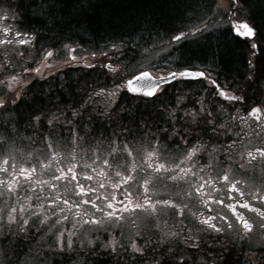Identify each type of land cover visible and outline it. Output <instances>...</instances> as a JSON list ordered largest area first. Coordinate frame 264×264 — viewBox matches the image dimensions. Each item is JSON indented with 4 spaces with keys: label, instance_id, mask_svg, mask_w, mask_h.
<instances>
[{
    "label": "snow or ice",
    "instance_id": "snow-or-ice-1",
    "mask_svg": "<svg viewBox=\"0 0 264 264\" xmlns=\"http://www.w3.org/2000/svg\"><path fill=\"white\" fill-rule=\"evenodd\" d=\"M229 3L235 19L229 22L228 32L243 37L249 45L247 79L253 81L264 77V60L261 59L264 57V30L255 23L252 15H245L249 0H229ZM261 6L264 7V0ZM9 18L14 20L15 12L0 9V21L3 22L0 46L4 52L0 60V226L10 229L14 226L20 233L39 226L41 231L47 230L45 235L52 241V249L72 251L79 244L81 248L103 250L117 256L121 264H124L125 256L129 258L127 264H176L178 256L188 264L181 253L171 247L161 248V245L182 236L180 243L197 250L202 239L199 232L215 233L214 243H220V238L231 231L246 239L257 226L264 229V138H261L264 134V99L248 105L244 109L245 115L237 112L221 123L203 102L198 109L184 110L177 118L176 113L184 100L183 95H179L175 106L161 105L171 120L170 132L165 128L160 129L162 135L146 133L139 139L133 136L131 140H121V133L114 134L115 138L100 136L93 139L86 131L87 124L76 127L83 119L81 110L86 111L85 106L96 98L102 106L97 115L111 120L112 105L121 88L132 93L143 90L145 97L155 100L163 91L161 85L169 77L199 78L207 80L210 85L207 90L212 95L229 102L245 97L226 92L206 70H168L166 76H154L147 70H140L138 75L133 74L131 79L125 80L120 72L123 62L113 59L127 43L122 37L113 38L103 48L87 55H81L79 45L73 47L62 42L47 48L41 45L40 59L29 57V63L25 53L29 52L36 37L8 24ZM197 19L198 25L168 26L167 31L172 34L165 48L208 32L209 24L204 17ZM143 52L146 58L151 57L155 48L144 47ZM60 55L66 56L63 65L79 64L93 69L95 65L88 57H103L109 61H101L102 68L107 70L103 74H115L121 82L112 89L94 88L78 108L69 106L52 112L40 106L33 107L26 99L31 84L57 71ZM17 67L22 68V72L13 74L9 71ZM134 81L143 83L134 85ZM21 104L27 110L31 127L47 125L48 131L42 132L38 141L33 137H18V129L9 127L13 123L11 116L4 121L5 113L20 115L17 110ZM217 110L223 111L220 106ZM119 111L123 112V107ZM237 120L246 127L249 123L254 125L259 129L255 136L261 138L258 145L241 151L239 159H236L235 151L238 142L253 133L243 128L235 131ZM82 131L83 136L79 134ZM208 132L217 139L220 135L233 133L235 139L229 136L230 143L217 145L213 139H203ZM165 141H171L177 147L173 149ZM221 153L223 158H220ZM257 167L261 169V175L258 182H254ZM244 210L255 212L260 218L259 224L252 216H246ZM177 217L181 219L177 220ZM189 217L191 227L185 234L183 221ZM104 233L107 237L101 240ZM261 261L264 264V259Z\"/></svg>",
    "mask_w": 264,
    "mask_h": 264
},
{
    "label": "trees",
    "instance_id": "trees-1",
    "mask_svg": "<svg viewBox=\"0 0 264 264\" xmlns=\"http://www.w3.org/2000/svg\"><path fill=\"white\" fill-rule=\"evenodd\" d=\"M1 3L6 7L16 8L24 27L42 35L48 34L52 38H61L66 44L73 45L74 42L79 41L85 49L93 51L102 48L101 43L105 38H127L139 34L146 38L156 35L170 38L172 33L167 31L168 26L198 25V16H203L208 23V15L213 11L218 0L214 3H211V0H179L178 3L175 0H0ZM261 5L262 0H249V5L245 6V15H252L255 23L264 30V7ZM228 27L216 28L201 33L198 38L183 40L176 48L180 67L194 68L209 64L212 68L211 72L216 75L222 87L263 91L264 77L253 81L247 79L249 45L245 40L228 32ZM133 49L135 46L132 44L126 49V56H130ZM113 59L121 60L120 57ZM261 59L264 60V57ZM106 71L100 66L94 69L83 67L78 81L76 72L68 69L65 83L64 81L59 84L51 83L48 86L44 81L35 82L31 84V91H93L97 87L112 89L121 81L115 74L105 76L103 73ZM120 72L125 77L123 71ZM168 86L163 92L169 97V104H173L175 100L168 91H204L210 87L201 79L179 80ZM119 91L112 105L114 111L111 120L97 115L102 107L98 101L86 105V111L81 110L83 124L90 125L85 119L88 113L89 118L95 121V124L86 129L91 138L100 136L115 138L114 134L121 133V140H128L133 135L158 133L162 122H167L168 126L171 123L156 99L143 101L140 96L127 92L125 88ZM257 95H261V92ZM85 96L84 92L83 97ZM251 97H256V94L251 93L249 98ZM99 99L102 101L103 97ZM28 103L35 107L43 102L28 100ZM121 107L124 109L123 112L119 111ZM43 108L46 110L44 106ZM17 111L20 115L15 112L4 114V121L10 116L13 118V123L5 126L18 129L19 132L34 139L39 138L42 132L48 131L46 125L43 128H33L29 125L27 110L23 104ZM81 133L84 135L83 131ZM9 240V237L0 239V246L10 245ZM33 242L34 239L30 235L18 237L16 247H12L17 264H22L21 258L26 252H33L31 250ZM2 258L4 257L0 256V259Z\"/></svg>",
    "mask_w": 264,
    "mask_h": 264
},
{
    "label": "flooded vegetation",
    "instance_id": "flooded-vegetation-1",
    "mask_svg": "<svg viewBox=\"0 0 264 264\" xmlns=\"http://www.w3.org/2000/svg\"><path fill=\"white\" fill-rule=\"evenodd\" d=\"M2 4V3H1ZM0 4V9L7 10V8ZM15 12V19H11L7 22L8 24H12L15 26V28L21 30V31H27L30 34L34 35L36 37L31 49H29L28 53H25V59L29 60V63H31V59L29 57L34 58L36 60L40 59L41 54V45L44 46V48L49 47L50 45H60L62 42L63 44H66L63 39L61 38H52L50 35H42L40 33H37L36 31H33L29 28H26L23 26L22 18L18 16V11L13 10ZM0 26H3V22L0 21ZM241 39L245 40L243 37H240ZM73 47L76 45H72ZM11 47V46H10ZM23 48L24 46H19ZM82 51L83 49L80 48ZM61 52H63V49L61 48ZM9 55H11V52H9ZM4 52L2 49V46H0V60L3 59ZM63 55H60L57 57V63L60 64V67L57 71H55L52 75H47L45 79H37L36 82L44 81L46 85L52 84H59L66 79V71L68 69H73L76 72V78L79 81L80 73L82 71L83 66L79 64H69V65H63V59L66 58ZM101 58H98L94 60L95 67L101 66ZM104 63L108 62L107 60L103 59ZM93 62V63H94ZM32 66H35L33 64ZM207 73H209L213 78V74H211V65H205ZM9 71L13 72V74L22 72V68H15L9 69ZM206 83L208 84L207 80ZM173 83V82H171ZM171 83H166L162 85L161 87L164 89L166 86L171 85ZM33 84V83H32ZM219 84V83H218ZM209 85V84H208ZM27 87V86H25ZM169 87V86H168ZM226 92L233 93L238 96H244L245 99H242L240 101H234L229 102L228 100L224 99L220 96L212 95L207 89L204 91H168L172 94L175 102L173 104H169V97L165 95V93L162 91L160 94L156 97L157 104L160 103L159 107L163 105L164 107H173L176 105V99L179 95H183L184 100L181 105L180 110L176 113L177 118L182 116L184 114V110H191V109H198L200 107V102H203L205 107L208 111H212L214 116L219 117V122H225L226 119L230 118L231 114L239 113L241 116L245 115L244 109L248 107V105H255L258 101L261 99H264V91H244L242 89H236V91H232L233 89H225ZM84 92L86 93V96L83 97ZM120 91L117 92V94ZM258 92H261V95H257ZM92 91H29L28 95L26 97L27 101L33 100L38 101L41 100L43 103L40 105V107H45L46 110H51L52 112H56L58 108L64 109L69 106L72 107H79L81 103L86 101L89 96L91 95ZM245 93H250L249 95H246ZM251 93L256 94V97L251 99L249 96ZM138 95L142 98L143 101L147 99H151L148 97H145L144 95ZM42 97V99H40ZM93 101H97L96 98H93ZM222 107L223 111L220 112L217 110V107ZM158 107V108H159ZM65 115H70L69 112H65ZM82 115V111H81ZM167 116V115H165ZM83 118V115H82ZM221 118V119H220ZM86 121L90 124L87 125V127L91 126L92 124H95V121L91 120L89 118V113L86 114L85 117ZM183 123V122H181ZM236 125L238 127L235 129V131H240L241 128H243L247 132L253 133V135L248 136L247 138L241 139L238 142V147L235 149L237 155L236 159H239V153L243 151L244 149H250L254 145H258L261 142V138H264V134H262L261 138H257L255 136V132H259V129H255L254 125H249L246 127L244 125L240 124V121H235ZM81 122H78L76 124V127H81ZM47 126V125H46ZM179 127V125H177ZM169 129V132L171 131L170 127L168 126L167 122L161 123L160 129ZM81 136V132L79 133ZM159 135H162L160 131H158ZM135 136V135H133ZM129 137L128 140H131L132 137ZM143 136V135H142ZM229 136L232 137V139H235V135L233 133H228L227 135H220L219 138H214L212 136L211 132L205 133L203 135V139L205 141H208L210 139H213L214 142L217 145H227L230 143ZM137 139H139L141 136H135ZM36 140L38 138H35ZM166 144H172L174 145V148L177 147L175 143H172L171 141H165ZM220 158H223V153H221ZM253 174L250 173V176ZM261 175V169L257 167L255 171L256 181L258 182L259 176ZM239 178V177H238ZM253 181H250V183ZM258 206V205H257ZM246 216H252L257 224L260 222V218L257 216L255 212L249 213L247 210H244ZM170 217V213L166 214ZM177 220L181 219V217H177ZM189 219L184 220L183 223L185 225V234L187 233V229L191 227ZM171 223V220H170ZM70 227V225H68ZM198 227V226H197ZM193 231L196 232L197 229L193 228ZM27 234H22L21 236H32V238L37 240L38 235L41 233V230H39L37 227L30 228L27 232ZM116 235H119L117 232ZM198 235L202 237L200 240V248L197 250L192 249L191 247L187 246L186 244L180 243V239L183 237L181 236L179 239H171L168 242H165V244L161 245V248H167L171 247L173 250L178 251L181 253L184 258L188 261V264H253V261H256V264H261V261L257 259V257L260 256V251L262 249V245L260 243H256L254 241H264V229H261L259 226H257L256 230L248 237V238H241L240 235H237L235 231H231L226 233L225 237L220 238V243H214V241L217 239L216 234L212 232H199ZM107 237V233H104L103 236H101V240L105 239ZM155 240L156 237H153ZM226 241V243H224ZM32 244L33 249L36 248V245ZM142 242V241H141ZM39 250L41 252L47 253V261L49 263L45 264H56L59 262V264H121L120 258L117 256H112L110 253H105L103 250H96L91 251L88 248H81L79 244H76L72 251H62V252H52L50 250H42L39 247ZM251 253H256L255 256H252ZM150 258V257H149ZM128 257H124V264H127ZM260 259H264V257H260ZM61 261V262H60ZM55 262V263H54ZM176 264H184L183 260L179 259V256L176 258Z\"/></svg>",
    "mask_w": 264,
    "mask_h": 264
},
{
    "label": "rangeland",
    "instance_id": "rangeland-1",
    "mask_svg": "<svg viewBox=\"0 0 264 264\" xmlns=\"http://www.w3.org/2000/svg\"><path fill=\"white\" fill-rule=\"evenodd\" d=\"M229 8H230L229 0H218V3L214 7L213 11L208 15L207 21L209 24V31L216 29V28L229 26V22H230L229 14L231 13ZM9 21H10V18L8 19L7 22ZM202 33H206V32H202ZM129 37L127 38L125 37V39H127V43L124 45V47H122L121 53L118 56L121 59L119 61L123 62L121 69L125 77H130L133 74L139 72L140 70H150L155 75H159V74L167 73L168 70H173V69L179 70L181 68H184V67H180V64L178 61L179 59L177 57V49H176L183 42V40L180 42L179 45L173 43V46L171 48H165V43L168 42L170 38H166V37L163 38L160 35H156L152 37L149 36L148 38H146V36L144 37L142 34L132 35ZM190 38H193V37H190ZM112 39L113 38H105L104 40H102L103 41L101 43L102 48L106 44V42ZM137 43L139 44L137 45ZM132 44L135 46V49L131 50L132 53L128 51L130 53V56H126V52H125L126 49ZM73 45H76V46L79 45V47L83 49V51L81 52V55H87L88 52H91V50L89 51L85 49L84 48L85 46L79 41L74 42ZM149 46L155 48V53L151 57L146 58L143 52V48L149 47ZM162 48L164 50H161ZM104 50L106 51L108 49L104 48ZM63 57L64 55L62 56V58ZM88 59L91 62H94V60H92L91 57H88ZM100 61L104 62V60H100ZM17 135L20 138L29 137L27 134L19 132V131ZM168 145L174 149V145L172 144H168ZM43 178L46 179L47 177H43ZM14 228H15L14 226L11 229L5 226V229H4L5 235L0 236V239L9 237L10 240L8 243L11 245V247H16L19 236H21L22 234H27V233H20L18 236H13L12 229ZM37 228L40 230L39 226H37ZM46 231H47L46 229L41 231V233L38 235V239L37 240L35 239L34 244L36 245V248L33 249V252L32 253L26 252L25 255L21 258V262L23 264L49 263L47 261V255H46L47 253L41 252L39 250V247L42 250H46V251L50 250L52 252H59L55 249L50 248L52 241L48 238L47 235H45ZM103 235L104 234H102L101 236ZM81 238H83V234H81Z\"/></svg>",
    "mask_w": 264,
    "mask_h": 264
},
{
    "label": "clouds",
    "instance_id": "clouds-1",
    "mask_svg": "<svg viewBox=\"0 0 264 264\" xmlns=\"http://www.w3.org/2000/svg\"><path fill=\"white\" fill-rule=\"evenodd\" d=\"M5 226H0V236L5 235ZM20 232L17 229H12V235L18 236ZM256 243H260L262 245V249L260 251V256L257 257L258 260L261 261L260 257H264V241H254ZM226 243V241H224ZM252 256H255L256 253H251ZM0 256H3L4 258L0 259V264H17L16 258L13 255V249L11 245L8 246H0ZM253 264H256V261H253ZM262 264V261H261Z\"/></svg>",
    "mask_w": 264,
    "mask_h": 264
},
{
    "label": "water",
    "instance_id": "water-1",
    "mask_svg": "<svg viewBox=\"0 0 264 264\" xmlns=\"http://www.w3.org/2000/svg\"><path fill=\"white\" fill-rule=\"evenodd\" d=\"M183 70H184V69H183ZM183 70H179V71H183ZM190 70H192V71H200V69H197V70L190 69ZM147 71H149V70H147ZM149 72H150V71H149ZM173 72H176V70L173 71ZM150 73H151V72H150ZM138 74H139V72L136 73V75H138ZM151 74H152V73H151ZM153 75H154V74H153ZM166 75H167V74H166ZM166 75H162V76H166ZM154 76H155V75H154ZM131 77H132V76H131ZM131 77H129V78H127V79H131ZM177 78H179V77H177ZM177 78H175V79H177ZM127 79H126V80H127ZM175 79L169 77L168 80H167L165 83L172 82V81H174ZM138 83H143V81H140V82L134 81V85H138ZM138 94H143V90H141V92L138 93Z\"/></svg>",
    "mask_w": 264,
    "mask_h": 264
}]
</instances>
